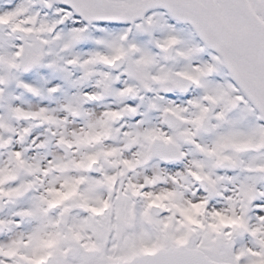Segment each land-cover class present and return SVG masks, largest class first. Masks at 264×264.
<instances>
[{
	"label": "snow or ice",
	"instance_id": "snow-or-ice-1",
	"mask_svg": "<svg viewBox=\"0 0 264 264\" xmlns=\"http://www.w3.org/2000/svg\"><path fill=\"white\" fill-rule=\"evenodd\" d=\"M0 264H264V0H0Z\"/></svg>",
	"mask_w": 264,
	"mask_h": 264
}]
</instances>
